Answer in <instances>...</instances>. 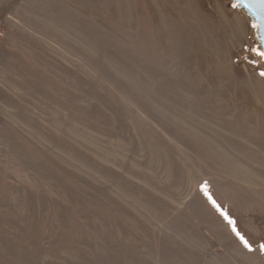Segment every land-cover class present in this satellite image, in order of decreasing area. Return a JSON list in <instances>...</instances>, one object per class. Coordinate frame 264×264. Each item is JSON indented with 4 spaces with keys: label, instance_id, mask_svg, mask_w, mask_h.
<instances>
[{
    "label": "rangeland",
    "instance_id": "1",
    "mask_svg": "<svg viewBox=\"0 0 264 264\" xmlns=\"http://www.w3.org/2000/svg\"><path fill=\"white\" fill-rule=\"evenodd\" d=\"M261 245L264 53L243 9L0 0V264H264Z\"/></svg>",
    "mask_w": 264,
    "mask_h": 264
},
{
    "label": "water",
    "instance_id": "2",
    "mask_svg": "<svg viewBox=\"0 0 264 264\" xmlns=\"http://www.w3.org/2000/svg\"><path fill=\"white\" fill-rule=\"evenodd\" d=\"M252 19L258 34L261 51L264 53V0H233Z\"/></svg>",
    "mask_w": 264,
    "mask_h": 264
},
{
    "label": "snow or ice",
    "instance_id": "3",
    "mask_svg": "<svg viewBox=\"0 0 264 264\" xmlns=\"http://www.w3.org/2000/svg\"><path fill=\"white\" fill-rule=\"evenodd\" d=\"M245 246L249 247L246 242H245ZM249 250H251V249L249 248ZM261 251H264V245H261Z\"/></svg>",
    "mask_w": 264,
    "mask_h": 264
}]
</instances>
